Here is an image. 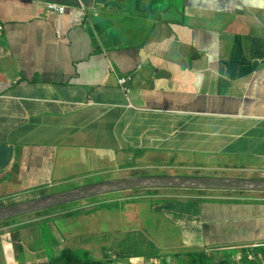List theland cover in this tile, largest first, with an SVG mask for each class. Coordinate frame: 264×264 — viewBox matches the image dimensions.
<instances>
[{"label":"crops","instance_id":"1","mask_svg":"<svg viewBox=\"0 0 264 264\" xmlns=\"http://www.w3.org/2000/svg\"><path fill=\"white\" fill-rule=\"evenodd\" d=\"M49 2L64 13L46 12ZM193 3L0 0L1 204L34 199L46 185L80 189L101 181L102 172L129 176L123 169L131 161L143 173L172 174L171 165L194 158L215 172L264 161V9ZM122 77H129L124 86ZM219 192L163 198L149 207L152 228L159 235L179 228L184 246L221 259L264 242V196ZM94 204L85 199L78 207ZM59 220L58 230L35 225L29 236L23 221L0 222V264H37L64 247L100 241L113 242L116 258H99L107 264L142 257L121 253L113 234H82L76 242L71 233L89 223ZM41 247L46 255L31 259Z\"/></svg>","mask_w":264,"mask_h":264},{"label":"rangeland","instance_id":"2","mask_svg":"<svg viewBox=\"0 0 264 264\" xmlns=\"http://www.w3.org/2000/svg\"><path fill=\"white\" fill-rule=\"evenodd\" d=\"M258 137L260 135H257ZM239 146H243V143L239 144ZM261 150H264V145L262 144L260 146ZM252 154V151H248L247 154ZM170 159L169 161H171ZM199 158H194V163L192 164H184L182 167L179 165H171L170 167L174 169L175 173H169L168 171L162 172L161 170L156 169H150L146 172V174H149L148 176H160V175H169V176H193L191 174L200 173L202 176L205 177H220V178H264V161L262 160H249V163H236V168H245L241 171L237 169H217L218 171L215 173L216 169L208 168L205 169L202 167L201 163L199 162ZM132 174H144L141 171H130L129 176ZM217 174V175H216ZM262 176V177H260ZM151 189H135L134 191L127 192H113L104 194V196H96L93 198H90L91 201L94 203L102 202V200H110L112 207L115 209L119 207L120 210L118 211H124L132 213L133 215H139L138 221H129V223H126V221L123 223L119 218L117 220H114V215L112 212H110V209L107 207H102V210L100 212L105 213V218L100 217L99 215L93 214L91 211L84 213V211H76L71 212L69 216L73 220H77L79 216H84L87 220H90L89 224H86L85 226H78L71 234H75V236H80L82 234H87L92 232L91 228H96L97 231L102 230L101 235L109 237L111 234H113L114 237L117 238V240H114V245L117 246L119 251L126 255H134V254H140L142 257H139L140 260L133 261L131 260L129 262L128 258H123L124 264H147L149 262L151 257H159L161 258V263L164 264V260H166V264H193L190 259L184 258L182 262H179V259L177 257L178 254L174 250H181L179 249V243L181 241L179 230H173L171 232H168L166 230H162L161 234H158L157 229L154 227L152 228V222L153 220L149 217L150 211L149 207L159 206L163 205L165 201L161 197L169 198L174 196H181V197H189L192 195L200 196L202 193L198 191V189H172V188H160L157 189L156 192L150 191ZM206 193H212V194H218L219 191H207ZM262 196V195H259ZM32 200V199H31ZM131 200V201H129ZM186 201H189V199H186ZM28 201H24L21 203H25ZM131 202L129 205L133 206V210L129 211L127 210V207H125L123 210L122 208L125 206L126 203ZM17 203V204H21ZM15 205V204H14ZM80 205V202H74L70 204H63L56 207H49L46 210H42L41 214H46V212H56V210H69L70 207L78 206ZM12 204L8 203V205H5L4 207H10ZM148 207L146 211L143 210V207ZM98 208V206H96ZM122 212V213H124ZM30 214V213H28ZM28 214L20 215L18 217H22ZM39 214V215H41ZM123 215V214H122ZM94 217V220H93ZM111 217L112 219L110 220ZM16 218V217H14ZM6 219L7 221H12V219ZM116 218V217H115ZM129 215L125 217V219L129 220ZM17 218L16 220H18ZM39 219H35L33 221H23L21 224H26L29 226L28 233L26 232V236H29L30 232L32 231L33 226L37 224ZM3 221V220H2ZM50 221L62 225L63 220H57L56 218H51ZM49 223V220H46V223ZM27 227V226H26ZM114 230H110V228H114ZM106 240V239H105ZM54 241L60 242L57 240V237H54ZM76 242L82 243L81 236L78 237ZM109 241V240H107ZM28 243H30L28 239ZM112 241H109V244H106L104 241H100L97 244V247H93L91 244H85L81 245L75 250L72 251L71 258H69V255L64 253L61 257V259L53 258L51 257V262L49 264H61L62 261H65L67 264L66 259H71L68 264H75V259L80 260L81 255L88 253L89 256L93 258L94 256L99 257H112L110 255V251L108 248L112 246ZM70 246V245H69ZM65 248V247H64ZM41 250L37 253L31 254L30 258H42L46 255V248L41 247ZM69 247L66 249L68 250ZM192 250V249H190ZM66 252V251H65ZM224 256L230 260L231 256L234 254L233 251H225L223 252ZM212 258V261L214 263H218L221 258V256H213L210 255ZM66 258V259H65ZM132 258V257H130ZM94 259V258H93ZM146 260V261H145ZM73 261V262H72ZM72 262V263H70ZM132 262V263H131ZM232 264H241V262L236 261L235 259L231 260ZM110 264H113V262H110Z\"/></svg>","mask_w":264,"mask_h":264},{"label":"bare ground","instance_id":"3","mask_svg":"<svg viewBox=\"0 0 264 264\" xmlns=\"http://www.w3.org/2000/svg\"><path fill=\"white\" fill-rule=\"evenodd\" d=\"M59 7H63V11L62 12H60L58 10ZM64 11H65V7L64 6L57 5L54 2H49L46 5V12H48V13L56 12L58 14H62V13H64ZM128 80H129V77H122V78H120L118 80L119 85L124 86V84ZM65 124H66V122H65ZM62 125H64V124H62ZM65 128H68V127H65ZM53 138H57V137H53ZM73 141H74V139H73ZM192 175L193 176H181V177L182 178H188V177H195V178H215V177H205V176H202L200 173H196V175L195 174H192ZM109 176H110V174H106L105 172H102V173H100L98 175V177L100 179H102L99 182L92 183V184H90V185H88L86 187L80 188V189L74 188V189L64 190V191H61V192H59V190L62 189L61 186H51V185L43 186V190L40 189V192L36 196V198H34L32 200H29L28 202H25V203H29L31 201L40 200V199H49L48 202H51L52 201L51 199H54V203H52L50 205H47V206H45V207H43V208H41L39 210H36V211H33V212H29L30 214L24 213V214H28V215L22 216L18 220H15L14 217H11V218H14V219H12V221H7L6 219H3V221L0 220V222H4V223H16L17 224V223H19L21 221L39 219L38 222H37V224H36V226H49V228H45L46 231L49 230V229H51V228H55L56 230H58L59 224L50 221L51 218H56L57 220H59L63 216L69 215L71 212L84 211V210L82 208L78 207V206H74V207H70L71 209L65 210V211L56 210V212H50V213L49 212L48 213L46 212V214H41L42 210H46L49 207L51 208V207H56V206L63 205V204L74 203L76 201H79L80 202V201H83L85 199H87V201H91L90 198H93V197H96V196H104V194H108V193L122 192V191L131 192V191H134L135 189H141V188L119 189V190L112 189V188L109 187V184L119 183L120 181L124 180V177H118V178L112 179V178H109ZM125 177H127L129 179H134L133 177H130V176H125ZM155 177H157V176H155ZM172 189H198V191H200L202 194L206 193L207 191H212L213 190L212 188H202V187H198V188H195V187H191V188L190 187H182V188H172ZM74 195H77L76 198H73L71 200H63L65 198H67V197L74 196ZM197 197L198 196L192 195V196H189V197L174 196L173 198H177V199H181V200H186V199L197 198ZM129 201H131V200H129ZM91 202H93V201H91ZM130 203L131 202L126 203L125 206L122 208V210L125 207H127V205H129ZM0 204H1V200H0ZM93 206H95V207L92 208V209H90V210L84 211V213L91 211L93 214L99 215L100 217L105 218V213L100 212L102 210V207L109 208L113 213H115V217H116L117 212H121V211H118V210H120L119 207H117L116 209L114 207H112L110 200H102V202H99L98 201ZM96 206H98V208H96ZM24 214H21V215H24ZM39 214H41V215H39ZM69 218H71V216H69ZM108 218H110V220L112 219L111 217H108ZM7 219H10V218H7ZM46 220H49V223L48 222L46 223ZM93 220H94V217H93ZM81 222L90 223V220H87L84 216L83 217L82 216H79L78 222H76V224H80ZM71 224H73V223H71ZM96 228H91L92 232L87 233V235L95 236V235H93L94 232H101L102 233V230L97 231ZM80 236H77V237L75 236V239L74 240H76ZM93 247H97V246H93ZM258 247H263V244H259ZM67 248L68 247H65V250L64 251H66ZM70 250H71V248H70ZM262 251L264 252V249ZM217 253L218 254H222V252H217ZM256 254H257V251H253L252 252V255H256ZM62 255H63V252L60 254V256H57V254L53 255L54 256L53 258H56V259L59 260V259H61ZM51 257L52 256H49L48 261H41V262H39L37 264H49L51 262ZM195 257H196V255H193L192 256V258H195ZM106 263H109V261H106ZM20 264H28V263H20ZM153 264H155V263H153ZM243 264H249V263L244 262Z\"/></svg>","mask_w":264,"mask_h":264},{"label":"water","instance_id":"4","mask_svg":"<svg viewBox=\"0 0 264 264\" xmlns=\"http://www.w3.org/2000/svg\"><path fill=\"white\" fill-rule=\"evenodd\" d=\"M247 6H255L248 0H237V4L242 8V3ZM109 187L115 190L119 189H134V188H159V187H202L215 188L226 190H254L264 192V181L256 179H218V178H195V177H138L134 179H124L116 184H109ZM77 195L67 197L63 200H71ZM49 199L34 200L29 203H22L7 208L0 209V220L19 216L24 213L39 210L47 205L54 203V199L48 202Z\"/></svg>","mask_w":264,"mask_h":264},{"label":"clouds","instance_id":"5","mask_svg":"<svg viewBox=\"0 0 264 264\" xmlns=\"http://www.w3.org/2000/svg\"><path fill=\"white\" fill-rule=\"evenodd\" d=\"M193 1L194 0H186L187 7H193V4H194ZM226 1L227 2H231L234 5H236V11L246 12L244 10L245 9H248V8H260V9H264V5H263V1L264 0H248L249 2L253 3V5H255V6H247V5H245V2H243L242 3V8H240V6L237 4V0H226ZM249 14H251V13H249ZM125 169H127V170H125ZM125 169H123V171L126 172L128 175H129L130 171H138V169L136 167V163L133 162V161H131L129 163V166L126 167ZM123 171L119 172V176L121 175V173ZM148 175L149 174H146V173H144V174H132L130 177H133V178H138V177H155V176H148ZM166 177H171V176L166 175ZM174 177H178V176H174ZM214 177L215 178H218V179H231V178H220V177H216V176H214ZM260 177H262V176H260ZM124 179H129V178L124 177ZM236 179H256V180L264 181V178L262 179V178H255V177H250V178H236ZM160 188H171V187L141 188V189H151L150 191L156 192L157 189H160ZM212 189H213L212 191L223 190V191H235V192H256V194H260V195H262V197L264 196V192H257V191H254V190H240V189L239 190H226V189H215V188H212ZM161 198L163 199L165 197H161ZM169 198H173V197H169ZM163 201H165V199H163ZM5 205H7V204H0V209L1 208H6V207H4ZM15 205H18V204H15ZM12 206H14V205H12ZM152 206H154V205H152ZM128 215L130 217L129 220L125 219V217H127ZM15 217H16L15 220L17 218L20 219V217H18V216H15ZM118 218L121 219V220H127V221L139 220V215L138 216L137 215H133L132 213H129V212H124V213H118L117 212V214H116V220ZM167 225H168V223H167ZM173 230H179V234H180V229L179 228H175V229H170L169 228V231L170 232L173 231ZM260 244H263V247H258L259 244H257L251 250H239L240 252H238L236 254L234 252L235 255L233 254L231 256V259H235L236 261L241 262V264H243L244 262H247L249 264H264V252L262 251L264 249V242H262ZM179 246H180L179 249H181V250H174L176 253H180V254L177 255V257L179 259V262H182L184 260V258H182V256H183L185 258L190 259L193 264H201V262L199 261V257L200 256H205L212 264H222L224 262L225 263H228V264H232L231 263V259L228 260L225 256L218 263H214L212 261V258L210 257V251L209 250H190L192 248L190 246H184L183 245V242H181V241L179 243ZM253 251H257V254L256 255H252V252ZM193 255H196V257L195 258H192ZM93 258L94 259H97V260H102V259H99L100 258L99 256H94L93 255ZM104 262H105V264H107L106 261H104ZM153 263H155V264H162L161 263V258H159V257H151L150 260H149V262H147V264H153ZM122 264H124V260H122ZM164 264H166V260H164Z\"/></svg>","mask_w":264,"mask_h":264},{"label":"trees","instance_id":"6","mask_svg":"<svg viewBox=\"0 0 264 264\" xmlns=\"http://www.w3.org/2000/svg\"><path fill=\"white\" fill-rule=\"evenodd\" d=\"M92 236L87 235L86 238L87 239H91ZM72 251H70V248L68 250H66V254H71ZM90 254L85 253L83 255H81V259L78 261L75 259V264H105V262L103 260H97V259H93L89 256ZM72 255H69V258H71ZM66 259V258H65ZM67 260V264L69 263V261L71 259H66ZM199 261L201 262V264H212L205 256H200L199 257ZM73 262V261H72ZM70 262V263H72ZM61 264H66L65 261H62ZM222 264H228V263H222Z\"/></svg>","mask_w":264,"mask_h":264},{"label":"built area","instance_id":"7","mask_svg":"<svg viewBox=\"0 0 264 264\" xmlns=\"http://www.w3.org/2000/svg\"><path fill=\"white\" fill-rule=\"evenodd\" d=\"M60 12H62L63 11V7H59V9H58Z\"/></svg>","mask_w":264,"mask_h":264}]
</instances>
